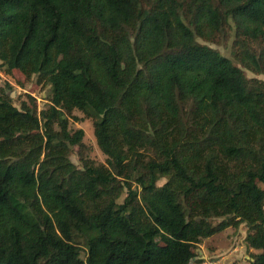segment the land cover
Returning a JSON list of instances; mask_svg holds the SVG:
<instances>
[{"label": "trees", "instance_id": "obj_1", "mask_svg": "<svg viewBox=\"0 0 264 264\" xmlns=\"http://www.w3.org/2000/svg\"><path fill=\"white\" fill-rule=\"evenodd\" d=\"M198 38L264 75V0H0V68L50 88L0 87V264H193L242 223L264 264V82ZM62 109L105 165L71 161Z\"/></svg>", "mask_w": 264, "mask_h": 264}, {"label": "rangeland", "instance_id": "obj_2", "mask_svg": "<svg viewBox=\"0 0 264 264\" xmlns=\"http://www.w3.org/2000/svg\"><path fill=\"white\" fill-rule=\"evenodd\" d=\"M201 44L207 45L218 51L222 56L231 60L237 66L233 58L232 40L230 38L217 39L215 42H206L200 38L197 39ZM247 78H255L264 82L263 74H254L249 70L242 68ZM0 87L6 93L12 94V101L15 106L19 107L22 101L30 103L29 97L35 99L37 112L47 109L49 106L50 88L44 84L37 82V76L33 75L27 78L20 70H13L10 74L5 73L4 68H0ZM63 117L68 120V130L70 133L79 132L84 149L80 150L74 147L71 152V161L80 166V156L91 160L96 165L106 164L107 157L99 149L93 130V120L84 116V114L76 109L67 111L62 109ZM55 130L57 127H54ZM47 149V147L45 148ZM47 151V150H45ZM166 181L165 178H160L157 185H162ZM134 190H138L137 186L133 185ZM126 197V193L122 195L119 202H122ZM221 219L214 220V223ZM248 234V228L245 223L238 227H228L222 232L215 234L206 239H202L199 244L193 248L196 257L193 264H249L251 255L260 251L247 248L245 237ZM82 246L81 257H86L87 249ZM201 258V259H200Z\"/></svg>", "mask_w": 264, "mask_h": 264}, {"label": "crops", "instance_id": "obj_3", "mask_svg": "<svg viewBox=\"0 0 264 264\" xmlns=\"http://www.w3.org/2000/svg\"><path fill=\"white\" fill-rule=\"evenodd\" d=\"M201 259V258H200ZM201 264H206L205 262H202Z\"/></svg>", "mask_w": 264, "mask_h": 264}, {"label": "water", "instance_id": "obj_4", "mask_svg": "<svg viewBox=\"0 0 264 264\" xmlns=\"http://www.w3.org/2000/svg\"><path fill=\"white\" fill-rule=\"evenodd\" d=\"M12 97V94H10V98Z\"/></svg>", "mask_w": 264, "mask_h": 264}]
</instances>
